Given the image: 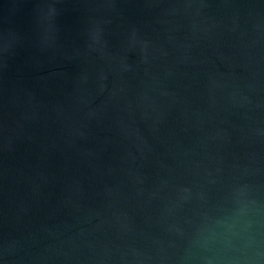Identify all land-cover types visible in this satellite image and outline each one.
<instances>
[{
  "label": "water",
  "instance_id": "95a60500",
  "mask_svg": "<svg viewBox=\"0 0 264 264\" xmlns=\"http://www.w3.org/2000/svg\"><path fill=\"white\" fill-rule=\"evenodd\" d=\"M0 264H264V0H0Z\"/></svg>",
  "mask_w": 264,
  "mask_h": 264
}]
</instances>
